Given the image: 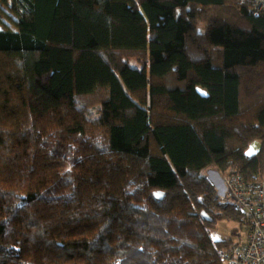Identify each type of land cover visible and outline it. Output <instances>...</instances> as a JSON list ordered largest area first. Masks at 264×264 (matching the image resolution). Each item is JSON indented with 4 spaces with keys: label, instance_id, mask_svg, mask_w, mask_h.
Returning a JSON list of instances; mask_svg holds the SVG:
<instances>
[{
    "label": "trees",
    "instance_id": "obj_1",
    "mask_svg": "<svg viewBox=\"0 0 264 264\" xmlns=\"http://www.w3.org/2000/svg\"><path fill=\"white\" fill-rule=\"evenodd\" d=\"M262 166L254 0H0V264H232Z\"/></svg>",
    "mask_w": 264,
    "mask_h": 264
},
{
    "label": "built area",
    "instance_id": "obj_2",
    "mask_svg": "<svg viewBox=\"0 0 264 264\" xmlns=\"http://www.w3.org/2000/svg\"><path fill=\"white\" fill-rule=\"evenodd\" d=\"M254 1L258 10H264V0ZM218 176L222 184L213 182L221 201L233 199L251 222L247 245L232 257V264H264V166L251 179H246L240 171Z\"/></svg>",
    "mask_w": 264,
    "mask_h": 264
},
{
    "label": "rangeland",
    "instance_id": "obj_3",
    "mask_svg": "<svg viewBox=\"0 0 264 264\" xmlns=\"http://www.w3.org/2000/svg\"><path fill=\"white\" fill-rule=\"evenodd\" d=\"M262 147V141L261 140H256L253 141L252 144L250 145V147L248 148V154H255L257 152H259V150ZM210 178H216L219 184H222V179L219 177H216V175H211V173L208 175ZM209 181H211V179H209ZM213 185V183H212ZM214 186V185H213ZM215 187V186H214ZM217 229L214 230L213 234L214 237L219 239L222 238V235H224L225 237H229L231 235V231L233 230L234 227H239L240 229V234L246 238L247 237V228L245 226H243L241 224V222L239 221H235V220H223L221 222L218 223L217 225Z\"/></svg>",
    "mask_w": 264,
    "mask_h": 264
},
{
    "label": "bare ground",
    "instance_id": "obj_4",
    "mask_svg": "<svg viewBox=\"0 0 264 264\" xmlns=\"http://www.w3.org/2000/svg\"><path fill=\"white\" fill-rule=\"evenodd\" d=\"M215 172H217V173H215ZM211 173V175H216V177H218L219 178V176H218V174L219 175H223L218 169H215V168H210V169H208L207 171H206V174H207V178L208 179H211V184L213 183V185H214V182L216 183V185H220L219 183H218V181H216L217 179L216 178H210L208 175ZM213 179V180H212ZM214 181V182H213ZM215 186V185H214ZM215 188V187H214Z\"/></svg>",
    "mask_w": 264,
    "mask_h": 264
},
{
    "label": "water",
    "instance_id": "obj_5",
    "mask_svg": "<svg viewBox=\"0 0 264 264\" xmlns=\"http://www.w3.org/2000/svg\"><path fill=\"white\" fill-rule=\"evenodd\" d=\"M154 194H155V197H159V198H162L164 196V193L160 191H156Z\"/></svg>",
    "mask_w": 264,
    "mask_h": 264
}]
</instances>
